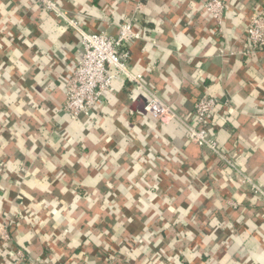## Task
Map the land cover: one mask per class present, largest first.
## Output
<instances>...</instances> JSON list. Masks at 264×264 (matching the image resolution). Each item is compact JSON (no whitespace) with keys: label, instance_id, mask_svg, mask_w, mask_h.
<instances>
[{"label":"crops","instance_id":"0c3cea01","mask_svg":"<svg viewBox=\"0 0 264 264\" xmlns=\"http://www.w3.org/2000/svg\"><path fill=\"white\" fill-rule=\"evenodd\" d=\"M207 0H58L91 34L144 36L128 68L192 123L198 100L228 101L213 134L264 189V53L220 57ZM225 48L243 50L264 0H226ZM81 38L33 0H0V226L31 264H264V203L242 176L155 121L119 81L90 117L62 112ZM226 120L228 122H226ZM235 205V206H234ZM0 240V264H13Z\"/></svg>","mask_w":264,"mask_h":264},{"label":"built area","instance_id":"2783aa9c","mask_svg":"<svg viewBox=\"0 0 264 264\" xmlns=\"http://www.w3.org/2000/svg\"><path fill=\"white\" fill-rule=\"evenodd\" d=\"M33 1L44 11L62 20L81 38L82 56L65 81V102L62 112L66 116L73 121L90 117L104 103L107 96L115 92L116 84L119 81H126L147 95L145 111L148 116L155 121L173 120L183 125L193 144L208 150L219 162L238 172L242 176V184L249 188L254 197L264 203V189L253 179L241 173L238 164L233 162L227 152L221 148L218 138L213 134L219 109L228 107L230 112L234 111L228 101L211 96L201 98L194 106L192 123H188L146 86L143 75L130 72L128 47L144 40V36L135 30L131 21L119 25L115 37L103 31L91 34L82 28L77 18H71L68 15L58 0ZM204 8L209 19L217 26L220 57L249 59L251 56L264 53V8L254 11L245 29L247 43L245 48L238 52L233 48L229 50L225 48L226 0H207ZM0 240L9 249L7 251L13 258V264H31L25 250L12 245L11 233L3 225L0 226Z\"/></svg>","mask_w":264,"mask_h":264},{"label":"water","instance_id":"95a60500","mask_svg":"<svg viewBox=\"0 0 264 264\" xmlns=\"http://www.w3.org/2000/svg\"><path fill=\"white\" fill-rule=\"evenodd\" d=\"M145 106H146V105H144V104L138 105V109H139L140 111H142V112H146V111H145Z\"/></svg>","mask_w":264,"mask_h":264},{"label":"trees","instance_id":"16d2710c","mask_svg":"<svg viewBox=\"0 0 264 264\" xmlns=\"http://www.w3.org/2000/svg\"><path fill=\"white\" fill-rule=\"evenodd\" d=\"M211 97H213V96H211ZM226 122H228V121L226 120Z\"/></svg>","mask_w":264,"mask_h":264}]
</instances>
